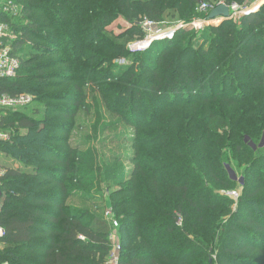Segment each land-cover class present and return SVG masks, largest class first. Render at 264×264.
<instances>
[{
	"label": "trees",
	"instance_id": "16d2710c",
	"mask_svg": "<svg viewBox=\"0 0 264 264\" xmlns=\"http://www.w3.org/2000/svg\"><path fill=\"white\" fill-rule=\"evenodd\" d=\"M15 3L19 13L1 6L0 20L18 33L19 75L0 80V92L36 104L2 119L13 132L0 149L23 164L0 178V264H105L110 227L100 208L69 201L99 192L118 223V264H215L212 254L216 264H264V3L237 22L178 29L136 53L127 45L143 37V18L208 13L197 0ZM116 19L130 27L113 33ZM120 56L134 62L117 65ZM92 109L81 150L69 138L82 128L77 115ZM114 123L132 128L121 136L131 152L99 155L98 129ZM238 186L233 208L226 194Z\"/></svg>",
	"mask_w": 264,
	"mask_h": 264
},
{
	"label": "built area",
	"instance_id": "2783aa9c",
	"mask_svg": "<svg viewBox=\"0 0 264 264\" xmlns=\"http://www.w3.org/2000/svg\"><path fill=\"white\" fill-rule=\"evenodd\" d=\"M246 4H238L232 2L230 4L225 3L223 0H218L213 3L209 2H199L196 10L199 13L209 14V12L216 6L220 4H226L228 6L229 16L228 20L233 22H237L241 16L246 15L250 12H255L259 9V7L263 4L264 0H252L251 2ZM10 1L3 3L2 7L4 11L10 9L11 14H18V7L14 8L10 5ZM208 17V16H207ZM195 21V19L193 20ZM189 22L183 24L180 22L178 26L175 27H166V23L163 22H155L147 18H143L140 22L141 29L143 30V37L139 39H135L128 43V49L132 53L142 52L149 48V46L157 40L162 39H171L179 28H188L191 25H195L194 27L200 28L203 24H206L208 21L210 22H221L222 17H218L215 19H208L200 21V22ZM202 22H205L202 24ZM18 37V33L15 32L8 23L0 20V80L2 79H12L16 77L18 71L20 69V54L16 53L14 50V42ZM33 100V96L27 93H17L14 95L8 93L0 92V142H6L11 139V131L2 129V119L3 115L6 111L12 110L15 111L18 108H22L27 106ZM6 170L0 164V178L5 175ZM1 183V182H0ZM229 195H233L235 198L238 197L236 192L229 191L227 192ZM104 219L109 223H116V218L114 216V212L111 208H107V211L104 213ZM178 224H181V218L178 220ZM110 227V226H109ZM5 234V229L0 226V240ZM113 234H110L109 239H113ZM118 242V241H117ZM110 246H112L113 251L110 248L109 256L107 263L109 264H118L119 260V252L121 247L118 243L112 244L110 241ZM3 247V243L0 241V249Z\"/></svg>",
	"mask_w": 264,
	"mask_h": 264
},
{
	"label": "rangeland",
	"instance_id": "374dc122",
	"mask_svg": "<svg viewBox=\"0 0 264 264\" xmlns=\"http://www.w3.org/2000/svg\"><path fill=\"white\" fill-rule=\"evenodd\" d=\"M8 1H10V3H11L10 5H12L14 7V8H12L13 10L16 7H18V5L15 3V0H0V7L2 6L3 3H6ZM251 1L252 0H250L249 2H251ZM197 2H209V1H207V0H197ZM213 2H215V1H213ZM209 3H211V2H209ZM17 9L19 11V7ZM9 10L10 9L8 8L7 13H10ZM3 11H4V9H3ZM178 17L177 18H171V19L169 17H166L165 18L166 21H164L166 23V27L178 26V24L180 22H182L183 24L189 23V22L192 23V21L194 19H195V21H193V22H200V21L206 20V18H207V17L196 16L191 21L184 22V18H180L179 19ZM203 23H205V22H202V24ZM219 23H220L219 21L218 22H213V23L208 21L206 24H203V26H201L200 28H196V27H194L195 25H191L190 27L184 28V29H187V30L192 31V32H201L204 28H206L208 26H212L214 24L217 25ZM129 27H130V25H128V23H126L122 19H116V20L112 21V23H110V25L108 26L109 30H111L113 33H116V34L121 33L122 31L126 30ZM179 29H183V28H179ZM201 43H202V41H198V44H201ZM127 49H128V46H127ZM23 51H26V52L28 51L29 52L28 49H24ZM128 51H129V49H128ZM130 53H132V52H130ZM58 56L59 55H56V54H49L46 58H57ZM113 62H115L117 65H129V64L134 62V57L120 56L119 58L116 59V61H113ZM18 75H19V73L17 74V76ZM67 86L68 85H66V87ZM35 104L36 103H33L31 101V105L26 110H25L24 107H22V108H18L15 111L19 110V111H21L23 113L24 112L25 113H29L31 107L35 106ZM100 110H101V112L103 114H105L104 107H101ZM10 112H12V111H10ZM95 120H96V117H95V113H94L93 109L89 113L80 112L77 115L76 122L78 124H80V126L82 128L80 130L74 128L71 131V135H70L69 139H70V141L72 142L73 145H78L81 150L86 148L84 136L86 134H91V128H92V126L95 125ZM104 120L106 122H114V120L111 117H109L107 114L104 115ZM132 131H133L132 128H125V127H123V125H115V123H114V125H112V126L108 127L107 129H105L103 132L98 129L97 139L94 142L93 146L97 149L99 155H103V154H105L107 156H112V155H115V154L116 155H118V154H122L123 155L126 152L127 153L131 152L130 145H128L127 142H124V140L121 139V136L124 135L125 133L127 135H129V134L132 133ZM11 132H13V130H11ZM18 132L21 133V132H23V130L20 129ZM43 132H44V128L42 126L39 127L37 132H36V134L34 135L35 139H30L27 142V145L24 147L23 152H22V155L24 157L27 156V153L29 152V150L34 146L36 138H40V136L43 134ZM263 138H264V135L262 136V138H261V140H260V142L258 144V147L260 149H262V150H264V142L262 143ZM253 147L256 148L257 146L253 145ZM22 162H23L22 160L15 159V158L9 156L8 154L4 153L0 149V164L3 166V168L5 170L11 169V168L18 169L19 167L22 166V164H23ZM126 165H128V164H126ZM230 172L233 175V177L235 179H237V181H241V177L238 176L233 169H231ZM103 186H105V185L102 184V187ZM241 191H242L241 186H238L236 188V190H234V192H236L237 196L240 194ZM226 195L228 197H230L234 201V205L232 207L236 208L237 197L235 198L233 195H229L228 193ZM69 201H70V203H72L74 205L83 206L85 208L90 209L91 211H95L96 209L100 208L99 209V214H101L103 216V218H105L104 217L105 211H107V208H109V207H107V199L105 198L104 194L101 193V192H99L97 194V196L95 195V197L93 199H91L90 201H88V202L84 201L83 199H78L77 197L76 198H71ZM117 224H118L117 221H116L115 224H113V222L109 223L110 234L114 235L113 239H110L112 244L118 243L117 241H119V237H118V234H117L118 231H116L117 230ZM110 248L113 251L114 248H112V246ZM109 260H110V256H109ZM209 260L210 261L213 260L215 262V264H216V256H215V254H212V257ZM105 264H109V262L107 263V261H106Z\"/></svg>",
	"mask_w": 264,
	"mask_h": 264
},
{
	"label": "water",
	"instance_id": "95a60500",
	"mask_svg": "<svg viewBox=\"0 0 264 264\" xmlns=\"http://www.w3.org/2000/svg\"><path fill=\"white\" fill-rule=\"evenodd\" d=\"M229 11L228 6L226 4H220L216 7H214L208 14V19H215L218 17H222V20L228 19ZM264 142V138L262 140V143Z\"/></svg>",
	"mask_w": 264,
	"mask_h": 264
}]
</instances>
